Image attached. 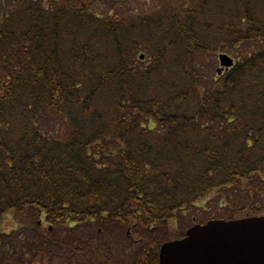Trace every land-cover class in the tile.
<instances>
[{"label": "trees", "instance_id": "16d2710c", "mask_svg": "<svg viewBox=\"0 0 264 264\" xmlns=\"http://www.w3.org/2000/svg\"><path fill=\"white\" fill-rule=\"evenodd\" d=\"M95 1L0 0V227L26 229H0V264L52 263L41 236L87 247L72 224L118 223L157 251L184 237L170 225L185 210L243 191L248 208L225 219L255 215L264 46L210 71L222 51L264 41V0H151L122 17Z\"/></svg>", "mask_w": 264, "mask_h": 264}, {"label": "water", "instance_id": "95a60500", "mask_svg": "<svg viewBox=\"0 0 264 264\" xmlns=\"http://www.w3.org/2000/svg\"><path fill=\"white\" fill-rule=\"evenodd\" d=\"M219 60L225 69L233 64ZM159 264H264V216L195 225L182 240L161 246Z\"/></svg>", "mask_w": 264, "mask_h": 264}, {"label": "rangeland", "instance_id": "374dc122", "mask_svg": "<svg viewBox=\"0 0 264 264\" xmlns=\"http://www.w3.org/2000/svg\"><path fill=\"white\" fill-rule=\"evenodd\" d=\"M148 1L151 0H96L91 4V9H93V12L95 14H109L114 15L117 14L118 17L126 16L129 12H133L134 9L142 7L145 9L146 4ZM184 1V0H180ZM123 3V8H118V4ZM262 46H264V41L257 42L251 45L246 46H239L236 49H229L228 51H222L220 55H224L228 57L233 62H236L237 60L241 59L244 56H247L257 50H259ZM139 59L140 57H143V59H140V61H144V64L147 65L149 63V58L145 57L144 53H139ZM213 64V68L210 71V73H216V70L220 68L219 64V56H216V58H212L211 60ZM209 73V72H208ZM231 197H237L238 193H232L231 191ZM238 196H241L240 199H236L233 201V205L230 207L227 206L225 201H220L216 197L210 198L205 203H199L197 204V207H191L185 210L181 218L176 221V225L171 224L170 229L173 230V237L180 236L183 234L192 224H198L199 222H204L210 219H221L228 217V214L232 210V208H240L243 207L248 208L249 202L251 203V199L245 192L240 193ZM253 210L256 215H264V186L262 190L260 191V194L258 197L254 199L253 202ZM252 210V212H253ZM239 217H244V214L239 213ZM20 225L16 221L13 220V218L5 219L1 224V231L5 233L3 236L5 239L11 238L13 235H16L18 233L20 234H26V229H18ZM44 229H46L48 226L43 225ZM174 227V228H173ZM24 228H26L24 226ZM173 228V229H172ZM9 250V249H8ZM44 250L46 254L51 253L53 256V262L49 261H42L41 264H63L62 260L65 258L64 251L57 249L54 246H45ZM9 253V252H8ZM7 252H0V259L3 261L5 258H7L8 255ZM81 261H78V264ZM8 264V263H7Z\"/></svg>", "mask_w": 264, "mask_h": 264}, {"label": "flooded vegetation", "instance_id": "af4514ba", "mask_svg": "<svg viewBox=\"0 0 264 264\" xmlns=\"http://www.w3.org/2000/svg\"><path fill=\"white\" fill-rule=\"evenodd\" d=\"M38 225V230L43 231V225ZM70 228L72 237L78 231L80 237L86 240L87 247L77 242H72V247L68 248L54 246L65 252L63 264H78V261H81L79 264H158V249L156 251L144 239L146 234L125 231L118 223L103 225L94 234L88 232V226L72 224ZM38 245L50 244L39 239Z\"/></svg>", "mask_w": 264, "mask_h": 264}]
</instances>
